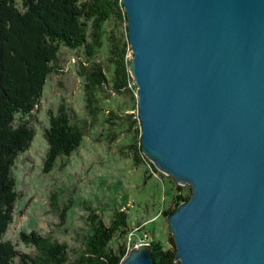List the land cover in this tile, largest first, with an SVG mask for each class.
Here are the masks:
<instances>
[{"label":"water","instance_id":"obj_1","mask_svg":"<svg viewBox=\"0 0 264 264\" xmlns=\"http://www.w3.org/2000/svg\"><path fill=\"white\" fill-rule=\"evenodd\" d=\"M123 5L142 153L192 190L166 215L174 264H264V0Z\"/></svg>","mask_w":264,"mask_h":264},{"label":"rangeland","instance_id":"obj_2","mask_svg":"<svg viewBox=\"0 0 264 264\" xmlns=\"http://www.w3.org/2000/svg\"><path fill=\"white\" fill-rule=\"evenodd\" d=\"M127 27L124 16L110 19L104 26L103 46L89 57L83 48L61 46L57 52L41 101L29 118L34 139L13 166L20 196L5 238L25 253L34 251L20 241V232L35 230L65 242L68 264H73L85 248L92 213L109 221L114 211L121 209L126 210L132 231L125 241L128 252L152 239L161 241L165 248H174L162 206L165 200L164 209L174 207L169 193L175 194L179 184L159 171L139 149L142 127L130 72L123 93L113 88L111 64L127 40ZM127 57H132L130 45ZM94 64L101 66L108 78L102 87L91 86L85 79ZM61 109L82 127L83 141L72 155L57 159L45 172L48 145L44 129L49 125V111L57 114ZM180 186L182 195L192 193L190 185Z\"/></svg>","mask_w":264,"mask_h":264},{"label":"trees","instance_id":"obj_3","mask_svg":"<svg viewBox=\"0 0 264 264\" xmlns=\"http://www.w3.org/2000/svg\"><path fill=\"white\" fill-rule=\"evenodd\" d=\"M122 16L127 21L123 0H21L20 3L0 0V264H68L70 261L65 242L35 230L19 235L21 242L33 247L32 254L19 250L16 243L5 238L20 196L13 166L34 139L35 129L29 118L41 101L59 48H83L89 57L103 46L105 24ZM129 45L127 37L111 64L113 88L117 93L128 88V66L132 59L127 57ZM85 79L96 87H102L108 80L97 64L85 74ZM43 135L48 145L44 160L47 172L57 159L74 153L83 141L84 131L61 109L57 114L49 111V125ZM139 149L142 151L141 144ZM181 191L182 186L177 185L176 193H169L173 208L164 209L163 200L164 216L189 199L191 193L182 195ZM61 217L64 219L65 215ZM90 221L85 248L73 264H120L129 249L125 241L132 232L126 210H115L109 221L92 213ZM170 239L173 249L165 248L158 239L151 240L156 264L175 263L176 246L173 237Z\"/></svg>","mask_w":264,"mask_h":264},{"label":"built area","instance_id":"obj_4","mask_svg":"<svg viewBox=\"0 0 264 264\" xmlns=\"http://www.w3.org/2000/svg\"><path fill=\"white\" fill-rule=\"evenodd\" d=\"M145 238H147V237H145ZM147 239H148V238H147ZM142 240H143V239H142ZM145 240H146V239H145ZM143 242H145V243H146V241H144V240L142 241V243H143ZM149 244H150V243H149Z\"/></svg>","mask_w":264,"mask_h":264}]
</instances>
